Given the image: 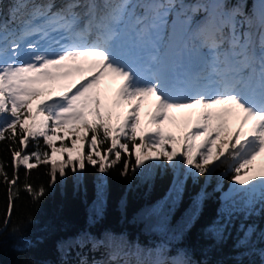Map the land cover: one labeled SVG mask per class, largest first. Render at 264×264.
<instances>
[{
  "label": "snow or ice",
  "instance_id": "obj_1",
  "mask_svg": "<svg viewBox=\"0 0 264 264\" xmlns=\"http://www.w3.org/2000/svg\"><path fill=\"white\" fill-rule=\"evenodd\" d=\"M258 4V13L254 15L242 11L240 4L229 7L226 0L195 5L184 4L183 0L179 3L177 0H67L57 11L52 10L55 5L51 0L33 6L28 19L17 30H0V140L14 139L5 133L11 129L15 134L19 125L21 145L26 144V137H43L45 144L52 147L54 134L66 130L78 139L91 132L88 147L95 149L102 130L100 142L112 136L108 152L116 149L112 164L120 159V150H128L127 141L131 140L132 147L138 149L133 173L138 169L146 171L149 167L146 161L158 163L161 156L175 168L181 162L176 157L182 156L183 163L194 165L198 174L204 175L213 153L211 145L223 134L226 140L222 141L216 159L224 157L232 161L234 184L223 198L218 219L206 229L214 239L222 240L235 214L251 215L252 201L258 192L264 201V165L250 167L258 157L264 156V0H258ZM173 11L176 20L170 42L175 41L179 31L185 48L194 58L193 63H170L160 55L159 43L167 28V16ZM200 11L206 15L194 19ZM106 79L119 81L114 95L109 94V87H101ZM153 97L149 124L157 127L154 132L145 133L140 127V109ZM33 101L38 102L35 107ZM21 109L26 113L23 116ZM182 109L193 110L183 118L186 128L183 135L166 133L159 127L165 121L179 127L177 117L170 113ZM49 129L53 135H48ZM138 130L142 133L139 146ZM169 141L173 145L182 143L185 150L179 151L174 146L167 151L165 146ZM71 142L75 147L76 140ZM146 146L157 151L145 154ZM12 155L14 161L20 158L19 163L27 168L35 167L29 163V155L19 151ZM31 155L40 161L42 155L47 159L48 154L36 151ZM74 159L79 161L80 168L84 167L81 153L75 157L69 155L68 162ZM89 162L96 163L91 152ZM107 167L111 165L101 163L99 171L104 173ZM128 172L129 164L125 162L121 175ZM59 175H65L64 166L60 167ZM188 175L196 173L189 170L184 179L179 173L175 176L165 201L179 203ZM4 178L7 181L6 175ZM55 179L53 166L52 181ZM11 183H15V178ZM27 190L34 199L43 195V189L33 192L28 187ZM13 197L10 189L9 215ZM105 198L104 186L98 185L94 209L97 217L102 216ZM205 198L203 189L193 197L189 225ZM241 231L243 236L237 240L236 247L247 248L255 227L249 225L245 229L242 225ZM106 240L114 242L126 237L106 231L98 238L85 230L58 242V247L82 249L91 245L95 251ZM27 247H31V241H22L20 250ZM130 247L139 249L138 244ZM139 250L147 251L149 256L153 252L157 254L151 264H192L185 250L167 259L160 258L162 246ZM258 253L264 264V249ZM131 254L111 252L109 258L115 261L121 255ZM81 264L87 261L82 260Z\"/></svg>",
  "mask_w": 264,
  "mask_h": 264
},
{
  "label": "trees",
  "instance_id": "obj_2",
  "mask_svg": "<svg viewBox=\"0 0 264 264\" xmlns=\"http://www.w3.org/2000/svg\"><path fill=\"white\" fill-rule=\"evenodd\" d=\"M47 2L49 0H0V30H17L22 22L28 19L33 6ZM51 2L55 5L52 10L57 11L67 0ZM62 2L64 4L60 6ZM179 2L180 0H177V3ZM198 2L211 4L214 0H183L187 5H195ZM226 3L229 7L240 4L242 11L254 15L258 0H226ZM20 4H25L26 7H19ZM176 11L167 16V28L161 40V48L171 54L182 47L181 55L184 56L189 51L185 48L179 31L175 41L165 45L167 37L172 33ZM205 15L203 11L197 12L194 19H203ZM106 82L111 84L109 89L119 83L106 79L101 87H105ZM147 103L153 105L154 97L146 100L141 108ZM32 104L35 107L37 103ZM20 111L22 116L26 114L24 109ZM190 112L191 109H182L170 113L179 121V127L174 125L179 130L178 135H183L186 131L183 118ZM171 125L173 124L165 121L159 127L167 133L170 132ZM140 127L142 128L141 125ZM141 134L138 130L137 146L141 143ZM5 136H14V139L0 140V264H81L82 260H86L87 264H93L94 261H103L104 264H125L126 261L129 264H151L157 254L153 252L149 256L147 251L139 249H157L158 246L163 247L161 259L175 257L178 251L185 250L187 259L192 264H262L258 250L264 249V201L260 199L259 192L253 198L251 215L246 216L243 212L235 214L225 229L222 240L214 239L206 231L207 227L218 219L219 210L224 203L222 194L234 179L230 159H224L221 163L206 164L204 175H188L183 197L179 203L173 205L171 200L165 201L173 179L178 173L180 178L184 179V174L190 170L189 165L183 163L182 156L179 159V171L162 156L158 163L146 161L149 165L146 171L141 172L138 169L133 173L131 169L136 162V148L132 147V141H127L128 150H120V159L112 164V161L116 160V149L108 152L112 136L101 143V130L95 149L88 147L92 133L89 132L85 137V147L79 152L82 154L84 167L80 168L78 160L68 162L69 154L66 152L74 137L69 141L66 138L52 141V147L45 144L43 137H26V144L21 145L19 125L15 134L9 129ZM120 142H125L122 136ZM173 146L169 141L165 147L170 152ZM181 146L182 151L185 150L182 143ZM53 149L59 150L61 156L52 158ZM14 151L29 155V162L35 167L27 168L20 164V158L14 161ZM36 151L47 152V159L42 155L40 161H37L31 155ZM89 152L92 153L95 164L89 162ZM97 152L99 155H96ZM125 162L129 164V172L128 175L122 176ZM101 163L111 167L101 173ZM53 166L56 168L55 182L52 181ZM61 166L65 167L63 177L59 175ZM244 171L242 169L241 174ZM14 178L15 183L12 184ZM98 185H103L106 192L100 217H97L94 211ZM28 187L33 192L43 189V195L34 199L33 194L27 190ZM10 189L14 197L9 215ZM202 189L206 192V198L189 225L188 221L193 213V197ZM242 225L245 229L249 225L255 227L247 248L236 247L237 240L243 236ZM85 230L98 238L108 231L123 235L126 240H106L104 246L95 251L91 250V245L82 249L58 247V242ZM25 240L31 241V247L21 251L22 241ZM137 244L139 249L130 247ZM111 252L133 254L121 255L113 261L109 258ZM240 253L246 254L241 257Z\"/></svg>",
  "mask_w": 264,
  "mask_h": 264
},
{
  "label": "rangeland",
  "instance_id": "obj_3",
  "mask_svg": "<svg viewBox=\"0 0 264 264\" xmlns=\"http://www.w3.org/2000/svg\"><path fill=\"white\" fill-rule=\"evenodd\" d=\"M63 4H64V2H62L61 6ZM168 41H169V38H168V40H167V42L165 44L166 46L169 44ZM159 49H160V55L162 57L166 58L170 63H184V64H188L189 61L191 63H193V59L194 58L192 57V54H190L189 52L186 55V57H182L181 54H180V51L174 52L171 55H169L165 51L161 50L160 43H159ZM114 93H115V90L113 91L112 95H114ZM34 102L38 103L37 101H33L32 103H34ZM152 110H153V105H151L149 103L145 104L140 110L141 126H142V128H143L145 133L154 132L156 127H157V125L149 124L150 113H151ZM170 132L175 134V135L179 134L178 129H176V127L174 125L170 126ZM48 135H53L51 129L48 130ZM54 135H55L56 138L53 139L52 141H60V137H63V139L66 138L69 141V140H72V138L74 137V139L76 140V146L73 147V145L71 144V145H69L66 148V152L69 155L75 156L77 153H79L85 147V142H86L85 138L78 139L73 133L68 132L66 130H64V131L58 130ZM224 140H226V137L222 134L221 138L219 140H216L215 143L211 145V147L213 148V153H212V156L209 157V161L210 162L208 164H211V163H214V162L217 163V162H219V160L221 158L224 159V157H220L219 159H216V156H217V154H218V152L220 150V147H221V143ZM174 146L177 147V149L179 151H182L181 144H177V145H174ZM137 150L138 149L136 148V153H137ZM143 151H144L145 154H150V153L156 152L157 149H154L151 146H146V147L143 148ZM202 151H203V149H202ZM60 156H61L60 151L56 150V151L53 152L51 157L55 158V157H60ZM176 159L179 160L180 156H177ZM262 165H264V156L258 157L257 160L253 162V165L251 166V168L256 169V168L261 167ZM178 167H179V164L176 166L177 171H179ZM189 167H190L189 169L193 173L198 174V169L194 165H189ZM233 183H234V179L232 180V182L228 186V189L222 194L223 197L225 196L226 193L229 192V190L232 187ZM239 187H243V186L240 185L237 188H239Z\"/></svg>",
  "mask_w": 264,
  "mask_h": 264
},
{
  "label": "bare ground",
  "instance_id": "obj_4",
  "mask_svg": "<svg viewBox=\"0 0 264 264\" xmlns=\"http://www.w3.org/2000/svg\"><path fill=\"white\" fill-rule=\"evenodd\" d=\"M61 6V5H60ZM243 175V174H242ZM254 182V181H253ZM234 184V183H233ZM233 184H232V186H233ZM236 187H238V186H240V185H235Z\"/></svg>",
  "mask_w": 264,
  "mask_h": 264
}]
</instances>
